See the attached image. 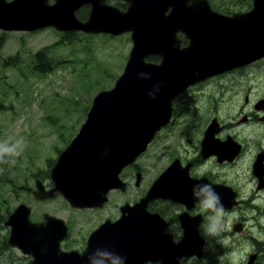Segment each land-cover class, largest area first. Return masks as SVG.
<instances>
[{"label": "water", "instance_id": "water-1", "mask_svg": "<svg viewBox=\"0 0 264 264\" xmlns=\"http://www.w3.org/2000/svg\"><path fill=\"white\" fill-rule=\"evenodd\" d=\"M122 1L124 10L106 0H54L52 4L49 0H0V29L4 31L53 27L59 31L129 33L132 42L113 87L93 96L85 121L51 167L52 187L47 189L42 181H35L32 194L37 200L59 192L72 208L102 206L111 189H125L119 176L122 169L146 149L155 131L167 122L177 93L211 75L217 66L236 67L264 56V0H252L248 11L231 15L213 11L207 0ZM86 4L89 12L82 21L75 12ZM177 32L189 38L187 46L178 47ZM152 54L161 57L159 64L145 62ZM170 82L173 87L169 91ZM169 173L161 174L136 205L145 207L151 192L159 189L162 177ZM121 211L117 221H106L93 231L86 249L79 253L61 250L60 241L67 232L61 218L44 213L42 221H32L31 208L19 203L4 221L9 227L7 244L30 255L31 264H93L111 242L109 253L122 258L123 264H133V252L145 255L149 231L133 219V206L126 204ZM197 217L181 220L184 235L179 256L201 254L203 239L197 231Z\"/></svg>", "mask_w": 264, "mask_h": 264}, {"label": "flooded vegetation", "instance_id": "flooded-vegetation-1", "mask_svg": "<svg viewBox=\"0 0 264 264\" xmlns=\"http://www.w3.org/2000/svg\"><path fill=\"white\" fill-rule=\"evenodd\" d=\"M107 2L111 3L110 0ZM117 3L122 4L120 1ZM211 6L222 12L214 3ZM249 9L240 7L233 9V12ZM73 32H77L76 35L84 33L65 31L61 36L65 40L72 39ZM176 37L179 48L189 44V38L184 33L177 32ZM145 61L157 65L161 57L152 54ZM189 85L172 98L170 116L147 148L153 150L152 159L157 161L164 158L166 165L161 170H154V175L148 180L144 179L143 172H138L141 180L139 184L134 181V185L144 186V190L132 202L129 199L125 201L133 206V219L139 220L141 227L148 228L150 236L145 255L133 252V264H231L224 259L231 250L228 238L241 233H248L251 248L240 264H263L264 239H257L249 228L254 226L264 234V56L236 67L223 65L215 73ZM197 87L203 90L196 106L189 102L190 97L184 100L183 96ZM190 115L193 123L185 132ZM84 121L81 119L80 126ZM157 148H160L158 153L155 152ZM166 170L170 171V176L162 188L151 192L152 198L145 207L137 206L154 181ZM40 179L46 188L53 185L50 177ZM204 184L211 185L219 194L224 206L225 224L235 210L241 213L219 235L207 234V214L201 211L199 200L194 196V189ZM114 190L107 194L104 205ZM115 192L123 193L120 190ZM121 204H118V209ZM229 204L230 207L227 206ZM95 208L100 209H90ZM195 216L199 221L197 231L203 239L201 254L179 256V244L184 235L181 220L184 217L190 220ZM107 220L110 224L115 221ZM88 236L82 243L63 239L61 247L64 251L81 250L86 246Z\"/></svg>", "mask_w": 264, "mask_h": 264}, {"label": "rangeland", "instance_id": "rangeland-1", "mask_svg": "<svg viewBox=\"0 0 264 264\" xmlns=\"http://www.w3.org/2000/svg\"><path fill=\"white\" fill-rule=\"evenodd\" d=\"M208 1L214 3L222 13H230L241 6H252V0ZM110 2L116 4L115 0ZM64 33L52 27L34 31L0 30V146L7 149L15 147L20 153L16 157L5 154V163L0 164V243L4 237L7 242L9 228L4 225V221L19 203L31 207V219L34 221L42 220L44 213L61 218L67 227L64 240L82 243L105 219L116 221L120 218L121 207L129 204L125 202L126 199L132 202L141 195L144 186L134 185V181L139 184L141 180L137 179L138 172H143L144 179L148 180L154 175V170H161L166 165L164 158L157 161L152 159L153 150L147 149L163 125L154 133L145 151L137 156L135 162L122 169L120 175L127 183L126 189L122 194L115 192L117 190L111 192L103 208H72L59 192L45 200L34 198V176L49 179V166L56 159L58 151L68 144L80 127L81 119L83 121L86 118L87 107L93 96L99 90L111 87L122 73L132 46L129 33L114 36L76 35L77 32H73L71 41L61 36ZM45 48V58L50 62L48 69L42 73L34 69V55ZM14 55H17L16 65H6L4 59ZM206 77L208 75L190 85ZM202 90L197 87L183 98L187 100L190 97L189 102L197 106ZM191 115L185 124V132L193 123ZM159 151L160 148H157L155 152ZM13 159L15 163H8ZM120 202L122 204L118 209ZM240 214L238 209L235 210L226 226ZM249 232L257 239H264V234L254 226L249 228ZM247 236L248 233H241L228 238L231 250L224 256L225 260L231 264L241 263L251 248ZM6 255L12 258L10 264H31V258L14 247Z\"/></svg>", "mask_w": 264, "mask_h": 264}, {"label": "clouds", "instance_id": "clouds-1", "mask_svg": "<svg viewBox=\"0 0 264 264\" xmlns=\"http://www.w3.org/2000/svg\"><path fill=\"white\" fill-rule=\"evenodd\" d=\"M5 154L18 156L20 153L12 149H7L0 146V164L5 163L3 157ZM8 163H15V160H11ZM194 196L198 198L201 211L206 213L205 219L207 221V234L219 235L220 232L226 227L224 220V206L220 200L219 194L215 192L211 185L204 184L197 186L194 189ZM103 259L100 261H94L93 264H104V260H110L111 264H123L122 258L109 252L102 254Z\"/></svg>", "mask_w": 264, "mask_h": 264}, {"label": "trees", "instance_id": "trees-1", "mask_svg": "<svg viewBox=\"0 0 264 264\" xmlns=\"http://www.w3.org/2000/svg\"><path fill=\"white\" fill-rule=\"evenodd\" d=\"M117 4L119 6H121V8H124V6H125V4H123V3L122 4L117 3ZM245 4H247L248 6H250V3H248L247 1H245ZM87 12H88V7L85 6V7L81 8V9H79L77 11V15H78V17L83 18V17H86ZM68 40H70V39H68ZM46 50H47L46 48L45 49H42V50H39L36 53V55H34V69L36 68V69H38V71H40L42 73H44V71H46L48 69V64H49L48 62H50V60H48V59L46 60V58H45ZM16 58H17V55L10 56V57L4 59V63L6 65H11V66L16 65L15 64ZM53 163H54V161L52 162V164ZM36 178H39V176L38 175H35L34 176V179H36ZM5 238L6 237H4V239L0 243V260L3 259L5 261L4 262L0 261V264H10V262L12 261V258L10 257V255L9 256L6 255L7 254V251L9 249H11V247L6 244L7 242H6ZM28 261H29V257H28Z\"/></svg>", "mask_w": 264, "mask_h": 264}, {"label": "bare ground", "instance_id": "bare-ground-1", "mask_svg": "<svg viewBox=\"0 0 264 264\" xmlns=\"http://www.w3.org/2000/svg\"><path fill=\"white\" fill-rule=\"evenodd\" d=\"M7 227V226H6ZM8 233V232H7ZM106 252V251H105ZM104 253V252H103Z\"/></svg>", "mask_w": 264, "mask_h": 264}]
</instances>
